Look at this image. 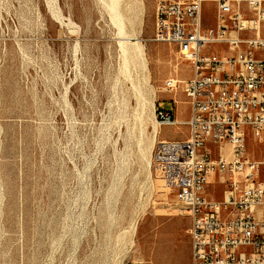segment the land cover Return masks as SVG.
Wrapping results in <instances>:
<instances>
[{"label": "rangeland", "instance_id": "rangeland-1", "mask_svg": "<svg viewBox=\"0 0 264 264\" xmlns=\"http://www.w3.org/2000/svg\"><path fill=\"white\" fill-rule=\"evenodd\" d=\"M123 2L145 66L108 0H0V264H169L171 241L186 263L187 214L152 154L189 127L158 123L154 143L150 101L187 115L182 87L164 85L191 66L152 40L158 0Z\"/></svg>", "mask_w": 264, "mask_h": 264}, {"label": "built area", "instance_id": "built-area-1", "mask_svg": "<svg viewBox=\"0 0 264 264\" xmlns=\"http://www.w3.org/2000/svg\"><path fill=\"white\" fill-rule=\"evenodd\" d=\"M158 0L153 41L190 64L182 87L189 118L155 105L161 126L187 124L185 139L159 140L153 167L191 218V264H264V0ZM177 103L175 100H173ZM224 184L221 197L209 191Z\"/></svg>", "mask_w": 264, "mask_h": 264}, {"label": "bare ground", "instance_id": "bare-ground-1", "mask_svg": "<svg viewBox=\"0 0 264 264\" xmlns=\"http://www.w3.org/2000/svg\"><path fill=\"white\" fill-rule=\"evenodd\" d=\"M108 2H109V6L108 7L110 8V11H111L112 20L119 25L118 27H119L120 33L123 35V39L124 40L120 41V42H121V45L123 47H125L124 49H126L125 52L127 54H125V56H128V55L138 56V59L140 60V62L145 66L146 59H145V56H144L143 45L139 44V41H137L136 43L132 42L131 40L133 39V37L131 35H133V34L132 33L129 34V33H127L124 30L125 29L124 28L125 26H124V23H123L124 12H123V15H122V11H121V5L124 3L123 0H108ZM109 8H107V9H109ZM132 60H133V58H132ZM150 102L152 104V112L154 114L155 103H154L153 100H151ZM152 127H153L152 128V137H153V142L155 143L158 140V134L160 132V129L158 127V122L154 121Z\"/></svg>", "mask_w": 264, "mask_h": 264}, {"label": "crops", "instance_id": "crops-1", "mask_svg": "<svg viewBox=\"0 0 264 264\" xmlns=\"http://www.w3.org/2000/svg\"><path fill=\"white\" fill-rule=\"evenodd\" d=\"M204 24H205V26H212L213 24H214V20H213V22H212V24H209V25H207L206 23H205V17H204ZM188 107V106H187ZM188 111H189V107H188ZM176 118H177V120L181 123V122H184V121H186L188 118H189V113L187 114V115H185V116H182L181 118H179L178 116H177V113H176ZM164 127V126H163ZM162 128V127H161ZM187 137V135H186V133L184 134V136H181V137H177V138H161L160 137V139L161 140H171V139H185ZM216 195V194H215ZM217 196V195H216ZM217 197H220V196H217ZM184 217H186V219H187V221H186V224H185V231H186V235H185V241H184V243L182 244V248H183V250H182V253H183V256H184V258H185V264H191V239H190V236H189V234H188V232H187V230H188V228H189V226H190V224H191V218H190V216H188V215H184ZM172 243H173V245L175 244L174 243V241H171V243H170V245L173 247V245H172ZM172 247H170L171 248V250H170V252H169V254H168V256H167V261L169 262V264H176L177 263V257H176V254H175V252H174V250H173V248ZM183 258V259H184Z\"/></svg>", "mask_w": 264, "mask_h": 264}]
</instances>
